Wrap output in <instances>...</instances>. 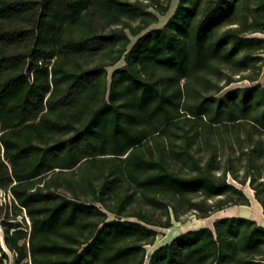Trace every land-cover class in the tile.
<instances>
[{
	"label": "trees",
	"instance_id": "1",
	"mask_svg": "<svg viewBox=\"0 0 264 264\" xmlns=\"http://www.w3.org/2000/svg\"><path fill=\"white\" fill-rule=\"evenodd\" d=\"M171 1L0 0L13 264H264V226L243 216L146 253L171 218L249 205L244 185L264 215V84L217 95L260 75L264 0H178L143 32Z\"/></svg>",
	"mask_w": 264,
	"mask_h": 264
},
{
	"label": "rangeland",
	"instance_id": "2",
	"mask_svg": "<svg viewBox=\"0 0 264 264\" xmlns=\"http://www.w3.org/2000/svg\"><path fill=\"white\" fill-rule=\"evenodd\" d=\"M178 0H172L170 2L169 10L165 15H161L158 17V21L155 24L149 26L146 30H151L154 28H159L165 24L168 18L171 16L174 7ZM253 36L264 37V34H252ZM130 40L133 43L136 40V37L130 36ZM258 56L262 58L258 64L261 65L260 75L257 80L251 81L249 76H252L250 71H245L239 74H233L231 77V82L228 84L225 81H220L218 84L222 86V90L217 95H222L223 93L227 92L228 90L234 88H243L248 87L254 84H264V53H257ZM123 65V60L119 61L115 66L108 67V72H111L115 67H119ZM246 186V187H245ZM244 193L249 198V205H236L237 207L227 209L223 212H215L212 213L210 216L206 218H199L195 213L189 212L182 216H180L177 220L172 219L170 220V225L168 227H153L156 231L155 238L151 244L145 245L146 253H150L159 245L168 243L172 238L176 235L185 232L190 229H196L202 226H209L212 227V222L220 217L224 216H236L242 215L243 217H248L254 219L258 224L264 226V215L262 214V209L260 208L259 204L255 200L253 196V191L250 190L248 185L242 186ZM0 204H7V206L11 207V200L8 193L4 191H0ZM113 216L110 215V218ZM19 220V219H18ZM0 243L3 247L4 252L7 254V258L3 259L0 264H13L14 263V256L13 254L8 251L4 245L2 238H0Z\"/></svg>",
	"mask_w": 264,
	"mask_h": 264
},
{
	"label": "crops",
	"instance_id": "3",
	"mask_svg": "<svg viewBox=\"0 0 264 264\" xmlns=\"http://www.w3.org/2000/svg\"><path fill=\"white\" fill-rule=\"evenodd\" d=\"M258 203V202H257ZM259 204V203H258ZM260 208L262 209L261 205L259 204ZM225 211V210H224ZM223 212V211H222ZM236 216H242V215H236ZM225 217V216H224ZM245 217V216H244ZM248 218V217H247ZM252 219V218H251ZM254 220V219H253Z\"/></svg>",
	"mask_w": 264,
	"mask_h": 264
}]
</instances>
